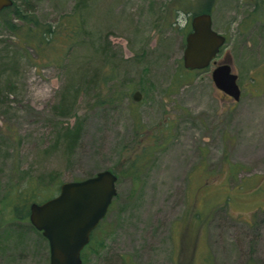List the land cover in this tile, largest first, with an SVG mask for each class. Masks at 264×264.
Instances as JSON below:
<instances>
[{"label": "rangeland", "instance_id": "obj_1", "mask_svg": "<svg viewBox=\"0 0 264 264\" xmlns=\"http://www.w3.org/2000/svg\"><path fill=\"white\" fill-rule=\"evenodd\" d=\"M195 10L227 40L186 70ZM223 62L239 100L214 82ZM104 169L117 194L83 264H264V0H14L0 12V264L51 261L16 203Z\"/></svg>", "mask_w": 264, "mask_h": 264}, {"label": "water", "instance_id": "obj_2", "mask_svg": "<svg viewBox=\"0 0 264 264\" xmlns=\"http://www.w3.org/2000/svg\"><path fill=\"white\" fill-rule=\"evenodd\" d=\"M13 3L14 0H0V11ZM226 40V35L214 28L210 12L193 15L191 29L186 34L185 68L201 70L209 67ZM212 74L220 90L235 100L241 98L239 76L229 62L217 65ZM134 98L139 100L141 92L136 91ZM117 179L114 171L104 169L81 180L64 181L58 194L30 204L31 223L49 241L50 264H83L82 252L117 194Z\"/></svg>", "mask_w": 264, "mask_h": 264}, {"label": "trees", "instance_id": "obj_3", "mask_svg": "<svg viewBox=\"0 0 264 264\" xmlns=\"http://www.w3.org/2000/svg\"><path fill=\"white\" fill-rule=\"evenodd\" d=\"M17 2V1H16ZM10 7H12V5L10 6ZM10 7H7V8H10ZM6 9V8H5ZM5 9H3V10H5ZM179 8H176V10H175V12H177V10H178ZM2 10V11H3ZM182 11H183V9H182ZM1 12V11H0ZM200 12H204V11H202V10H200V11H197V10H195L194 11V13H193V15H195V14H197V13H200ZM69 28V27H68ZM67 29V26L65 27V30ZM191 28H190V26L188 27V30H190ZM188 30H187V32H188ZM55 31H53V33H54ZM67 32V31H66ZM185 32V31H184ZM187 32H186V34H187ZM69 33H70V35H69V37L67 38V39H65V40H67L68 42H71L72 41V39L74 38V33H75V30H74V28H71V30L69 31ZM185 34V35H186ZM28 41V43L29 44H33L32 43V40L31 39H27ZM65 43L66 42H64V46H65ZM222 50V49H221ZM186 69V68H185ZM186 70H188V69H186ZM89 73H90V71H89ZM92 78H94L93 76H92ZM64 98H66V100H70L69 99V96H68V94L67 93H65L64 94ZM75 131H69L68 133H65V136L67 135L68 136V139H67V141L71 144V142L73 141V139H72V136L74 135V137L77 139V137H76V134L74 133ZM73 134V135H72ZM69 144V145H70ZM63 183V182H62ZM61 183V184H62ZM60 186L61 185H59L57 188H56V190L54 191V192H52L50 195H48V196H46V197H44L41 201H38V202H42V201H44V200H46V199H48V198H50V197H53L54 195H55V193H56V191L58 192L59 190H60ZM16 198V197H15ZM21 198V197H20ZM23 198V197H22ZM17 199H19L18 198V196H17ZM23 201H25L24 203H23V205H20V206H18V204L16 203V205H15V211L14 212H16V214L20 217V218H22V219H28L29 218V215H30V204L32 203V202H34V201H30V200H23ZM99 226H100V224H99ZM99 226L93 231V233H92V237H91V241H90V243L85 247V249L83 250V252H82V255H83V253H85V251H88L89 250V248H91L92 246H93V243H94V237H95V232L97 231V229H99Z\"/></svg>", "mask_w": 264, "mask_h": 264}]
</instances>
